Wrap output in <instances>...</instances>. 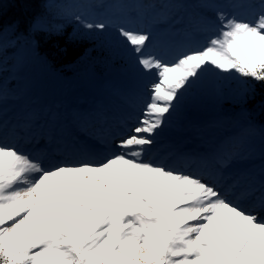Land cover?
Masks as SVG:
<instances>
[{
  "label": "snow or ice",
  "instance_id": "obj_1",
  "mask_svg": "<svg viewBox=\"0 0 264 264\" xmlns=\"http://www.w3.org/2000/svg\"><path fill=\"white\" fill-rule=\"evenodd\" d=\"M211 7L218 34L172 60L150 32L116 26L133 65L151 79L134 124L101 158L65 151L62 130L34 117L23 133L0 119V264H264V148L258 166L242 142L190 158L195 169L151 154L158 130L209 68L264 83V0L229 3L233 14ZM243 8L258 11L242 19ZM74 19L89 30L109 26ZM74 120L93 135L88 114ZM41 140L61 158L20 147Z\"/></svg>",
  "mask_w": 264,
  "mask_h": 264
},
{
  "label": "rangeland",
  "instance_id": "obj_2",
  "mask_svg": "<svg viewBox=\"0 0 264 264\" xmlns=\"http://www.w3.org/2000/svg\"><path fill=\"white\" fill-rule=\"evenodd\" d=\"M47 1L49 4L55 3L56 5H58L59 9L65 12V14L72 17V19L68 21L72 23L73 37H85L90 41H93L91 48L86 52L87 55L80 58V61L78 63L79 66L77 65L79 71H87L89 66H92L93 68L96 67V69L102 71L101 74L103 72H110L112 74L111 79L113 80L107 85L104 84V86L102 87L95 85L94 77L89 78V80L86 81L87 85L94 86L91 90V94L93 95V97L90 101L91 103H93L90 104V106H95V104H97L99 111H105L104 108H106L107 105L110 106L113 104L114 98H111L109 100L108 96H104V94H102V90L105 91L104 88L108 87V89L114 91L113 89H115V86L118 87L119 84L117 82L113 83V81H115L114 75L118 73L119 70H124L127 73L131 72L132 75L131 79H128L130 88L125 87L126 91L128 92L127 96L123 98L127 105L129 104L127 102V99L135 97L139 98V105L142 104L144 87L147 83L150 82L151 79L149 76L142 75L140 72H138L133 65L126 47L120 44L117 40L116 26L131 27L136 28L137 30L142 29L144 31L150 32L153 42L156 45V51L164 59H166L165 57L166 55H168L171 59L166 60H172L175 56H177L178 53L185 51L188 48L206 46L207 41L211 37L218 34L216 28L219 25V21L216 20V8L211 6H224V11L228 12L229 14H233L235 10L227 7V5L229 3L245 2L246 0H215L213 3H211L210 1L205 2V0H200V6H198V8L203 11L204 16L200 18L198 17V22L197 20H191V22H187V20H185L181 26L177 27L173 26L171 22L172 20H170V16L176 17V14L179 15L176 17L177 21L184 20L185 16H188V14L191 15V18H194V15L191 14V11L186 8V3L185 6L178 9V12L177 10L172 8L170 9L171 13H169L168 16L164 15V18H156L157 20L155 21L153 17L152 21L154 22H151L149 21V18L152 17V14L147 13V11H151L153 8H150V5H147V3L145 2L142 3L141 7L143 16L134 14L127 21L120 20L118 18L121 17L117 16L116 18L110 13H106L104 15L103 7H107V0H101L97 4L98 6H96V4H93L96 7H94V10L92 12H89L88 14L84 13L86 11L83 12L82 10H80L81 8H79L78 12L77 5H75L77 0ZM65 1H69V3L71 1L72 5H75V9H66L67 7L64 4ZM94 1L97 0H93L91 2ZM249 1L250 4L253 5L259 4V0ZM133 3L137 4L138 1H134ZM208 3L210 7L203 6L208 5ZM68 5L69 4H67V6ZM173 11L177 13L174 14ZM257 11L258 8L240 9L239 18L251 20L253 19L254 13ZM76 15H80L81 17L83 16L82 18L88 20L89 22H105L108 23L109 26L103 31L98 29L89 30L84 28L80 22L74 19ZM173 23H176V20H174ZM34 25L38 28H46L43 23L36 22ZM100 52L106 54L115 53L116 57H105ZM95 55L97 56L95 57ZM135 73H137L138 75H135ZM136 76L143 79L138 83L139 85L137 86V88H132ZM46 79L52 81L54 78L49 75L46 76ZM125 80L126 82H128L127 79ZM18 81L19 79H16V82ZM24 83L28 85V91L31 89L35 90L38 97L45 95L44 99L47 101V104L61 106L62 102H54L52 98L48 99V97H46L48 90L50 92H60L62 88L58 84H62V81L59 78H56L52 84H48L49 82L47 83L42 80L40 74H33L30 77H27ZM253 83L254 80H252L251 78L240 77L236 73H221L218 70L209 68L194 83L193 87H191L187 92L184 93L179 105L177 106V108L182 106H190L194 108L195 111H205L206 116L204 118L193 117L189 118L188 120L185 119L180 121V117H177L174 111L163 128L161 130H158L160 134L155 138L157 143L153 147L155 148V151L152 153L153 156H157L158 159L163 160V162L165 157L169 158V156L175 150V148H173L175 143L174 138L188 136V138L193 139V137H204L206 135L205 133L213 126H216L218 130H230L238 126L240 132L235 136L233 141H230L229 147L230 149H232L242 142L245 146L253 151L255 159L252 161V163L258 166L260 164L259 155L262 149L260 144L262 143V139H264V137L254 133L255 130L252 127V124H250L249 118L247 117V110L242 105L247 96L248 89L253 86ZM67 89L68 91H66L65 95L71 93L73 98L78 102L79 105L89 102L87 100V96H84V94L79 90L69 86ZM0 93H2L3 96V98L0 99V119L7 121L10 127L13 121L9 120V113H11L12 110H10V112H7V109H5L6 105L4 104V102L7 101V95L3 92ZM14 96L17 97V95ZM228 100L231 101V103L233 102L236 105L241 106L239 107V110L235 115L224 118L225 114L219 112L218 109H220L222 107V104H225ZM134 101L135 100H133L132 102ZM131 103L128 105V107L131 105ZM123 109L124 108H122V110ZM27 112L28 111H26V114ZM129 117L130 119H132L133 125L135 117H132L131 115H129ZM231 139L232 138H229V140ZM187 142H189V140ZM255 171L258 172V167L255 169Z\"/></svg>",
  "mask_w": 264,
  "mask_h": 264
},
{
  "label": "trees",
  "instance_id": "obj_3",
  "mask_svg": "<svg viewBox=\"0 0 264 264\" xmlns=\"http://www.w3.org/2000/svg\"><path fill=\"white\" fill-rule=\"evenodd\" d=\"M162 1L170 6L178 4V0ZM190 1L191 9L198 10L200 0ZM156 2L159 3L158 0ZM36 20L49 27L33 28L32 23ZM92 44L93 41L88 38L73 37L72 23L59 15L56 6L48 4L46 0H0V52L4 53L9 62L12 60L8 58V52L22 49L28 55L29 63L39 57L47 68L72 78L80 58L87 55ZM101 54L105 57L113 56L112 53ZM242 105L249 110L264 132V83L254 81Z\"/></svg>",
  "mask_w": 264,
  "mask_h": 264
},
{
  "label": "bare ground",
  "instance_id": "obj_4",
  "mask_svg": "<svg viewBox=\"0 0 264 264\" xmlns=\"http://www.w3.org/2000/svg\"><path fill=\"white\" fill-rule=\"evenodd\" d=\"M169 57L166 56V59H168ZM61 97V96H60ZM71 96L68 97L69 100H71ZM62 100V99H59ZM67 105L72 106L71 102H67ZM78 124V122L74 121L73 124ZM69 130L72 131H67L64 134L63 137L66 140L67 144H68V148L67 150L72 151L73 148L77 147L76 149L79 150L80 148L78 147L79 141L77 138V131H75L74 125L71 126V128ZM36 130H34L35 132ZM239 131L238 126H236L235 128H233L232 130H218V128L213 129V131H208L211 135H205L204 137L200 138V137H193V139H190L187 137H177L174 138L175 142H176V147H175V156L174 159L175 160H179V159H183V156L187 155V153H190L189 155H192V157H204V156H211L212 154H214L215 152H217V150L219 149H224V150H229V137H233L235 136V134H237ZM23 132V131H22ZM75 137V143L73 142V138ZM184 139H186L184 141ZM189 140V142H187ZM41 141H45L47 144L46 140H41ZM94 144H92L91 146L89 144H87V148L89 152V154L91 155V157H95V155L97 153H100V149L99 146L100 144L96 143L95 141H92ZM45 144V143H44ZM227 146V148H226ZM203 148V151H202ZM46 150H50L48 147ZM30 151H33V149L31 148ZM195 155V156H194ZM200 155V156H199ZM52 153L48 154V158L52 157ZM53 158V157H52ZM56 157L54 156L53 159H55ZM96 158V157H95Z\"/></svg>",
  "mask_w": 264,
  "mask_h": 264
}]
</instances>
